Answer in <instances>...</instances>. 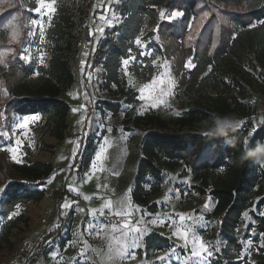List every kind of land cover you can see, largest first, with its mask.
Wrapping results in <instances>:
<instances>
[{
    "label": "rangeland",
    "instance_id": "374dc122",
    "mask_svg": "<svg viewBox=\"0 0 264 264\" xmlns=\"http://www.w3.org/2000/svg\"><path fill=\"white\" fill-rule=\"evenodd\" d=\"M225 1L227 3H220L223 8L235 10L245 4L243 1L248 5L264 4V0ZM120 2L66 1L73 23L65 28V37L60 44L74 74V82L61 94L71 106L64 139L59 140L53 135L52 120L41 113L14 115L9 122L0 125V159L9 175L13 171V163L41 160L53 165L52 174L44 178L41 186L45 190L43 199L22 203L11 214L17 219V226L11 232L15 247L12 252L5 251L2 264L232 263L222 253L226 241L219 231L220 216L214 213L215 201L210 194L211 189L207 187L206 192L201 194L192 188L195 183L193 174L184 161L174 169H163L160 190L149 195V205L155 203L156 210L132 199L142 140L149 128L145 125L136 127L133 119L137 115L153 112L167 121L165 130H176L179 129L176 119L194 104L180 86L179 78L173 71L172 59L159 51L162 41L156 27L153 30L146 25L135 39L141 58L131 54L123 59L128 60L126 65L122 61L125 87L136 93L134 101L128 102L126 94L104 88L102 66L87 65L89 50L83 49L80 43L87 40V34L92 32L97 18L105 20L103 29H111L122 21L118 10ZM29 3L35 6H28L29 35L19 60L25 64L36 63L37 69L29 79L37 81L42 77L39 68L46 64L55 45L51 29L59 1L43 0L45 5L51 4L55 10L43 7L40 13L34 10L38 6L37 0H29ZM177 12L182 13L162 7L160 18L179 20L183 13L177 16ZM32 20H36L37 24H32ZM87 43L92 44L89 40ZM98 43H94L93 48ZM256 63V71L245 68L243 88L231 91L239 93L242 102L251 108L250 112H214V115H229L242 122L238 128L242 130L245 141L258 124L264 123V57L261 56ZM192 67V59H188L186 68ZM11 75L9 70L0 75L1 94L8 99L11 96L7 82ZM215 95V91L202 95V102L207 105ZM82 96L88 105L84 113L77 108ZM105 100L120 103L119 112L103 109ZM212 126L213 122L209 129ZM209 129L201 131L206 133ZM90 153L92 156L88 162L86 155ZM258 165L253 171L262 175L264 166ZM36 182L32 180V183ZM154 183H157L155 179L148 177L145 186L150 191ZM5 187L0 183V199ZM258 198L257 195L254 197L253 205L244 212L236 230L242 250L232 261L245 258L255 263L264 260V232L259 228L264 225V206L257 207ZM65 203L70 207L64 208ZM4 221L0 217V229ZM50 232L46 240L39 244ZM153 232L169 238L170 246L148 251L145 239ZM193 242L198 249L202 242L212 255L208 256L201 250V257H193ZM134 243L137 246L133 247ZM120 249L126 250L123 257L118 254Z\"/></svg>",
    "mask_w": 264,
    "mask_h": 264
},
{
    "label": "trees",
    "instance_id": "16d2710c",
    "mask_svg": "<svg viewBox=\"0 0 264 264\" xmlns=\"http://www.w3.org/2000/svg\"><path fill=\"white\" fill-rule=\"evenodd\" d=\"M58 1L51 29L55 45L46 64L39 68L42 77L31 81L29 77L37 69L36 63H22L19 57L29 35L28 6L35 5H31L29 0H0V75L6 70L12 72L7 82L9 99L1 94L0 79V125L9 122L14 115L41 113L49 116L53 122V135L62 140L68 128L67 116L71 106L61 94L74 82V74L60 41L65 37V28L73 21L67 0ZM220 3L227 1L121 0L118 10L122 21L111 29H103L97 18L92 32L87 34V40L92 43L89 45L87 65L102 66L104 88L126 94L128 102L134 101L136 93L125 87L122 61L131 54L141 58L135 39L146 25L153 30L157 28L162 41L159 51L172 59L173 71L179 78L180 86L190 96L194 106L176 119L175 123L179 126L176 130H165L167 121L153 112L137 115L133 119L136 127L145 125L149 128L142 140L132 199L156 210L155 203L149 205V195L160 190L163 169H174L184 161L193 174L195 183L192 188L195 191L204 194L208 185H212L210 194L215 201L214 213L220 216L219 231L226 241L223 255L229 257L231 264H264V260L252 263L245 258L232 261L242 250L236 230L244 212L253 205L256 195L259 197L257 207L264 206V169L261 170L262 175L255 174L254 167L259 165L253 159L241 161L249 149L255 148L258 143L264 144V123L257 125L247 144L239 128L235 132L230 131L227 137L205 135L201 131L209 129L214 112H250L251 108L242 102L239 93L231 91L243 88L245 68L256 71V61L264 57V4L248 5L243 1L245 4L235 10L225 9ZM162 7L182 11L183 15L175 21L161 19ZM95 38L99 39V43L93 48ZM188 59L193 62L191 69L186 68ZM211 91H215L216 95L206 105L202 102V95ZM103 109L117 113L120 103L105 100ZM225 139L232 140L231 146L225 145ZM90 154L86 155L88 162ZM12 169L9 175L0 159V183L6 185L0 199V217L5 220L0 229V264L5 251L12 252L15 247L11 232L17 226V219L11 214L17 205L43 199L45 190L41 186L44 178L52 174L53 165L37 160L13 163ZM148 177L157 182L150 191L145 186ZM32 180L37 182L32 183ZM259 228L264 232V225ZM49 234L51 232L39 244ZM164 246H170L169 238L157 232L146 236L148 251Z\"/></svg>",
    "mask_w": 264,
    "mask_h": 264
},
{
    "label": "clouds",
    "instance_id": "9594fccd",
    "mask_svg": "<svg viewBox=\"0 0 264 264\" xmlns=\"http://www.w3.org/2000/svg\"><path fill=\"white\" fill-rule=\"evenodd\" d=\"M213 126L205 135H217L227 137L228 133L235 132L238 129V122L229 115H215L212 117ZM232 140L225 139V145L231 146ZM253 159L255 163L264 166V144L258 143L253 149H249L241 161Z\"/></svg>",
    "mask_w": 264,
    "mask_h": 264
},
{
    "label": "snow or ice",
    "instance_id": "6c2138e0",
    "mask_svg": "<svg viewBox=\"0 0 264 264\" xmlns=\"http://www.w3.org/2000/svg\"><path fill=\"white\" fill-rule=\"evenodd\" d=\"M37 4H38V6L34 9L37 13H40V12H41V8H43V7H46V8H48V9L51 10V11H54V10H55L54 8H52V5H51V4L45 5V4L43 3V0H37ZM206 14H207V13H205V15H206ZM161 15H163V13H162ZM176 15L179 16V15H182V13L177 12ZM31 23H32V24H37V21H36V20H32ZM137 43H140L139 39H137ZM24 58L27 59V57H24ZM123 63L126 65V64L128 63V60H124ZM73 111H76V109H73ZM241 123H242V122H238V127L241 126ZM246 144H247V141H246ZM99 158H100V157L98 156L97 159H99ZM86 199H87V198H86ZM108 206H109V207L111 206V202H109ZM17 207H19V205H17ZM63 207H64V208H68V207H70V205L67 204V203H65V204L63 205ZM117 214H119V213H117ZM137 232H139L138 229H137ZM185 240H186V243H187V234H186V233H185ZM249 243H250V241H249ZM132 246L135 247V246H137V245L134 243ZM201 250H203V252L207 253L208 256H211V255H212L211 252H208V249L204 246V244H203L202 242L200 243V247H199V249L196 247V243L193 242V247H192V249H191V254H192V256H193V257H201V255H202ZM125 251H126V250H124V249H120V250L118 251V254H119L121 257H123V255L125 254Z\"/></svg>",
    "mask_w": 264,
    "mask_h": 264
},
{
    "label": "built area",
    "instance_id": "2783aa9c",
    "mask_svg": "<svg viewBox=\"0 0 264 264\" xmlns=\"http://www.w3.org/2000/svg\"><path fill=\"white\" fill-rule=\"evenodd\" d=\"M97 20H98L97 22L99 24H101L102 26H104L106 24L105 20H103L102 18H98ZM80 45H82L81 47L83 49L90 50V46L87 43V40H84L82 43H80ZM254 101H256V100H254ZM77 108H78V111L81 112V113H84L85 110L88 108V105H87V102H86V99H85L84 96H82L81 102L78 103ZM208 188L211 189L212 188V185H208Z\"/></svg>",
    "mask_w": 264,
    "mask_h": 264
},
{
    "label": "crops",
    "instance_id": "0c3cea01",
    "mask_svg": "<svg viewBox=\"0 0 264 264\" xmlns=\"http://www.w3.org/2000/svg\"><path fill=\"white\" fill-rule=\"evenodd\" d=\"M91 42V41H90ZM98 41H97V38L94 39V42H93V45L94 43L96 44ZM95 47V46H94Z\"/></svg>",
    "mask_w": 264,
    "mask_h": 264
}]
</instances>
